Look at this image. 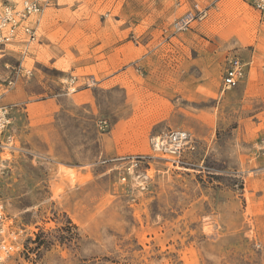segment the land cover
<instances>
[{
    "label": "rangeland",
    "instance_id": "rangeland-1",
    "mask_svg": "<svg viewBox=\"0 0 264 264\" xmlns=\"http://www.w3.org/2000/svg\"><path fill=\"white\" fill-rule=\"evenodd\" d=\"M38 1V40L0 58L14 137L0 205L18 247L4 264H264V13ZM195 4L206 17L174 32ZM232 56L246 74L224 89ZM175 130L194 142L177 166L151 149ZM139 156L129 173L117 160Z\"/></svg>",
    "mask_w": 264,
    "mask_h": 264
},
{
    "label": "built area",
    "instance_id": "built-area-1",
    "mask_svg": "<svg viewBox=\"0 0 264 264\" xmlns=\"http://www.w3.org/2000/svg\"><path fill=\"white\" fill-rule=\"evenodd\" d=\"M252 8L259 13H264V0H249ZM42 13V5L38 0H21L19 6L6 4L0 9V58L7 55L10 47L15 44L21 45V54L27 55L31 46L38 40L37 21ZM206 11L198 4L177 19L172 29L181 33L190 28L191 24L206 17ZM246 64L237 56L230 57L224 67L222 85L224 89H232L244 79ZM30 72H27L29 74ZM10 108L0 104V150H7L12 147L13 134L11 132ZM194 142L185 131H171L167 135L157 136L151 140V149L159 154L161 158H167L171 164H181L185 151L193 150ZM145 157H120L117 159L125 164L129 173L136 170ZM3 207L0 205V264H4L6 258L17 250L13 243V233L8 231L5 224Z\"/></svg>",
    "mask_w": 264,
    "mask_h": 264
}]
</instances>
